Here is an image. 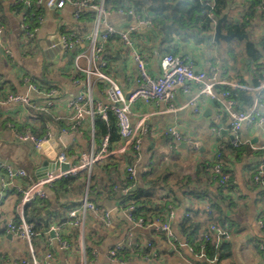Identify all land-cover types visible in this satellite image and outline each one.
I'll use <instances>...</instances> for the list:
<instances>
[{
  "label": "crops",
  "instance_id": "crops-1",
  "mask_svg": "<svg viewBox=\"0 0 264 264\" xmlns=\"http://www.w3.org/2000/svg\"><path fill=\"white\" fill-rule=\"evenodd\" d=\"M19 1L0 0V264L21 260L27 264H264V192L252 178L253 171L264 160V155L249 152L235 156L227 150L223 153L234 184L230 190L233 201L225 209L228 239L211 231L213 223L205 209L208 204L206 199L175 185L179 177L194 175L197 164L202 160L214 159L219 146L231 142L230 118L228 113L222 111L225 98L219 93L217 99L199 96V112L195 113L191 106L186 105L198 93V86L194 84L188 92L182 88L175 90L171 101L177 108L175 111H169L165 101L136 100L130 108V122L133 126L140 118H145V130L141 132L139 149L131 164L135 171L133 187L135 184H145V174L149 178L168 176L167 184L158 185L154 197L157 204L166 197V201H169L167 204L171 203L174 208L172 241L152 224L154 218L163 215L166 208L158 215L143 213L144 217L149 216V221L141 226L127 218L120 203L121 192L117 190L120 185L118 180L126 177L128 167L122 160L116 171L112 169L110 173V180L116 182L112 191L98 186L94 192H90L88 176L92 171L98 172L99 176L104 175L100 167L107 158L96 163L90 172L68 175L80 174L65 188L55 191L53 184L57 181L45 187L46 198L33 201L47 202L48 206L42 216L49 226L34 229L36 235L30 241L12 234L6 227L19 213L21 189L37 180L35 171L44 160L58 162L57 156L62 153L66 157L64 162L72 167L79 162L81 154L88 155L97 151L100 138L104 135L95 134L94 119L98 114L91 116L86 113L77 123L72 119L73 112L67 106L70 99L87 91L89 80L93 100L97 103L106 102L107 84L93 74L88 75L89 70L100 68L104 73V69H107L108 75L120 85L124 94L129 95L135 90L138 77L133 52L145 55L147 71L153 76L161 72L162 56L174 53L184 57L198 70L208 71L212 64L216 65L217 77L225 80L230 89L237 88L246 92L250 99L246 103L237 98L235 109L250 108L257 95L255 88L260 83L259 64L264 55V16L261 14V5L255 6V14L242 33L247 38L215 40L214 25L219 17L213 21L210 40L197 42L176 34L164 44H160L153 23L146 25L136 17L119 13L118 10H105L99 28L104 29V25L109 24L116 33L95 57L91 55L90 42L95 20L87 21L82 15L75 19L74 12L79 9L77 5L67 2L61 8H48L43 1L36 0L42 6V14L32 36L27 37L23 28V25L27 26L24 17L14 10ZM247 6L236 0L228 12L223 14L226 22L247 20V17L243 18ZM87 9H82V13ZM151 16L143 14L141 17L152 19ZM129 26L135 29L129 34L130 42L126 43L119 33ZM222 26V33H229ZM71 33L75 34L78 41L72 48H65L63 38ZM247 40L253 45L256 60L246 49ZM101 61L105 63L102 66ZM38 82L46 85L43 89H37L54 90L52 105L44 112L48 116L47 120L25 104L5 100L7 93H15L42 104L47 97L30 88V84ZM261 112L264 115V92ZM171 127L180 133L183 140L176 141L166 133ZM28 131L38 137L50 132L51 137L45 142L48 144L47 149L42 147L37 150L31 143L21 142L15 135L16 132ZM238 137L253 151L264 152L263 127L245 124ZM189 139L199 142V146L193 147ZM120 144L119 139L111 143V147ZM2 165L23 169L27 176H16L9 180L6 178L5 166ZM57 170L61 169L57 167L50 171ZM198 176L199 181L195 183L197 189L216 192L215 183H211L203 173ZM190 187H194L192 182ZM85 196L96 206V211L79 210ZM66 202L75 205L65 211ZM73 209L78 210L82 224H75L74 218L69 216ZM105 215L109 220L108 225L105 223ZM62 217L66 219L62 220ZM188 219H191L192 228L183 234L180 224ZM36 223L34 221L30 224L34 228ZM76 230L77 236L74 235ZM202 234L211 236L217 245L227 240L230 248L223 251L222 256L217 254L214 259H209L202 248L198 252L193 248ZM261 245L263 249H260ZM120 246L123 248L119 251H125L124 254L120 258L116 255L113 259L110 251Z\"/></svg>",
  "mask_w": 264,
  "mask_h": 264
},
{
  "label": "built area",
  "instance_id": "built-area-1",
  "mask_svg": "<svg viewBox=\"0 0 264 264\" xmlns=\"http://www.w3.org/2000/svg\"><path fill=\"white\" fill-rule=\"evenodd\" d=\"M43 1L45 6L48 8H61L67 2H72L74 5H77L79 9L74 12V18L78 19L82 14V9L88 8L96 12L95 17V27L90 35L91 42V55L97 57L104 49L105 43L113 34L116 33L114 27L109 24L104 25V29H100V23L102 17H104L106 11L103 7V0H99L98 3L95 0H38ZM26 6L29 5V0H23ZM210 6L213 7V0H210ZM119 13H126L128 15L134 16L139 19L140 23L146 25H152V21L149 18H142L138 15L134 9L129 8L128 10L118 9ZM212 17V14H209ZM24 33L27 37L32 36V32H29L26 25H23ZM135 29L134 26H129L124 32L119 33L120 37L126 43L130 42L129 34ZM78 41L75 34H68L63 38L62 44L65 48H72L75 43ZM9 53L8 51H6ZM78 57H76L75 61ZM133 59L136 64L138 77L137 85L135 90L129 95H125L120 85L114 81V79L103 73L100 68H96L93 71L89 70L88 75L93 74L98 80L104 81L106 85L105 89V98L106 102L100 103L95 102L91 96L90 89L91 83L90 80L87 82V91L80 92L73 99H70L67 103V106L73 112L72 119L77 123L80 121L84 114H98L103 120L108 123V113L111 112L115 118V127L117 129V134L121 140V144L118 147H111L110 137L108 134H104L100 138V143L97 151H92L90 154H81L79 157V162L72 166L68 167L66 170H57V171H48L46 176L42 180H35L31 182L27 187L21 189V202L19 207V213L17 218L11 220L7 223V231L12 234L22 237L30 241L35 235V230L33 225L28 223L23 216V209L25 204L33 200H43L46 198L45 187L51 185L52 183L67 177L70 174H77L81 171L90 172L92 167L103 161L105 158L112 154H119L124 151H133L137 152L140 145V135L141 132L145 130V118H140L138 123L133 126L130 122V108L134 101L142 100L144 102L148 101H165L168 103V110L175 111L177 108L171 103L174 97V92L177 88H182L184 92H188L192 84L198 86V93L194 95L186 105H189L193 108V111L199 112L197 107V97L206 96L210 99H217L218 93L225 98L224 103L222 104V111L228 113L230 118V130H231V143L233 145L241 144V140L238 137V133L243 127V125H256L264 128V115L261 112V107L263 105V92H264V55L260 60L259 72H260V83L255 88L257 95L255 96L252 106L246 110H236L235 109V100L231 98V93L229 90H226L222 87H229V84L222 79L217 77L218 68L216 65H211L208 71L198 70L193 67L192 63L185 60L184 57L179 56L174 53H167L162 56L160 60V69L161 72L157 76L151 75L146 68V57L141 52H133ZM104 61H101V66L104 65ZM235 86V85H234ZM233 86V87H234ZM231 87V86H230ZM30 88L38 93H42L47 100L42 104L31 101L27 96L7 93L5 100L7 102H18L27 105L33 111H48V108L52 105L51 98L53 97L54 90H39L37 89L36 84H30ZM222 88V89H221ZM235 88V87H234ZM217 89H220L219 91ZM219 116V115H218ZM166 133L171 135L174 140L180 141L183 140L180 133L175 128H168ZM16 137L21 142H28L33 145L37 150L42 148V144L48 142L51 133L47 132L45 135L38 137L31 132L18 133L16 132ZM190 144L197 148L199 142L195 140H190ZM215 158L217 162L212 167V172L216 177L215 184L217 186L225 187L230 178V174L223 170L221 154L216 152ZM59 163H63L66 160L64 154L57 156ZM1 165V163H0ZM5 166L6 178L11 180L16 176L26 177L27 174L23 169H13L8 165ZM126 177L129 180H135V171L133 166L128 165L126 168ZM253 181L258 185L264 187V160L260 162L257 166L256 172L253 174ZM131 186H117V190L121 192V195H126ZM205 209L210 212L209 205H205ZM81 211L85 212L86 210L96 211V206L90 202L87 196L84 197L82 204L80 205ZM134 206L132 204L124 207V211L129 220H133L137 225H144L149 221L148 217H144L143 214L134 217L133 214ZM78 210H71L69 216L74 218V223L79 225L82 224V220L78 217ZM175 212L171 203L167 204L166 211L163 212V215L160 217H155L153 226L162 232L167 239L170 241L174 238L173 229L171 228V221L174 218ZM148 218V219H147ZM105 223L109 224L107 215H105ZM150 224V223H149ZM211 231H214L218 236H221L225 239L229 238V233L226 228L211 224ZM205 239L209 238V235H204ZM129 244V243H128ZM123 247L112 249L110 251L111 257L114 259L117 255V252ZM260 249H263V246H260ZM12 264H27L25 260L14 262ZM36 264V262H34Z\"/></svg>",
  "mask_w": 264,
  "mask_h": 264
},
{
  "label": "trees",
  "instance_id": "trees-1",
  "mask_svg": "<svg viewBox=\"0 0 264 264\" xmlns=\"http://www.w3.org/2000/svg\"><path fill=\"white\" fill-rule=\"evenodd\" d=\"M210 0H103V7L105 10H128L129 8H134L135 12L139 15L147 14L152 15V23L156 28V34L159 38L160 44H164L170 40L173 35H183L184 37H190L197 42H203L211 39V29L214 20H217L224 13L228 12L230 5L234 4L236 0H213V7L208 3ZM241 5H248L245 14L247 20L242 19L239 23L223 22L222 28L227 32L232 33L236 32L242 34L245 32V29L248 27L249 20L255 14V6L261 5L260 10L261 14L264 16V0H240ZM96 3L99 0H95ZM240 4V3H239ZM14 10L18 14H22L24 17V22L27 24V29L29 32H32L38 24L39 16L42 14V6L36 3V0H32L31 4L26 6L23 0L17 2L14 6ZM212 14V17L209 16ZM85 20L93 21L96 17V12L90 9L85 10L82 14ZM115 34H113L114 36ZM110 38V37H109ZM248 41V40H247ZM246 49L249 55L256 60L257 55L254 51L253 45L250 41L246 42ZM105 74H109L107 69H104ZM35 81L34 79H32ZM39 89H43L46 85L44 82L36 83ZM226 90H229L231 93V98L237 100L239 98L243 102L250 101L249 97L246 95V92L239 89H230L229 87H222ZM221 88V89H222ZM45 120L48 119V116L43 111H37ZM108 123H106L99 115L95 116L94 126L95 134H105L108 133L110 136V142L116 143L119 140L117 134V129L115 127V118L111 112L108 113ZM118 146V145H115ZM230 151L235 154V156L241 155L243 153H258L259 155H264V152L253 151L249 145L241 143L239 145H233L230 141L225 143L223 146H219L217 152L221 154L223 170L229 173V170L226 166L224 151ZM136 158V153L133 151H124L119 154H112L107 157L104 161L103 166L100 167L104 175L99 176L98 172H90L88 176V188L90 192H94L95 188L101 186L106 188L107 191H112L111 188L116 184L113 180L111 181V170L118 168L119 161L125 162L126 165H131ZM110 160V161H109ZM109 161V162H108ZM217 162V159L211 160H202L197 164L194 175H185L183 178L175 182V185L178 188L188 189L189 193L198 195L206 199L208 202L210 212H208V217L213 224L222 226L229 230L228 228V217L226 215L227 208L230 207L233 199L230 195V190L233 189L234 184L232 181V175L228 180V183L225 187L217 186L216 192L211 193L204 190H199L195 187V183H198L199 174L203 173L207 176L211 183L216 182V177L212 172V167ZM256 172V170L253 171ZM80 175V174H79ZM77 176H67L56 183L53 189L58 191L62 188L67 187L73 180L79 177ZM85 176V175H84ZM253 176V175H252ZM168 176L162 175L154 178H149L148 174H145L143 177V186H138L135 184L133 187L134 180H129L127 177H124L122 180H118L119 184L122 187L131 186L126 195H120V203L123 207H126L129 204L134 206L133 214L134 217L144 214L158 215L165 208L169 201H166V197L162 198V202L157 204L155 202L156 198L154 197L155 189L160 184H167ZM191 182L194 187H190ZM261 190L264 192V187L260 186ZM75 204L66 202L64 204V210L69 211L71 206ZM46 201H30L24 206L23 214L24 218L28 223L37 222L34 226V229H38L41 226L48 227L49 223L44 220L45 208H47ZM37 219V220H35ZM65 220V217L61 218ZM191 219L185 220L180 224V229L183 234H187L192 228L190 225ZM43 224V225H41ZM206 231V230H205ZM74 235L77 236V230L74 232ZM221 244H216L211 236L208 239H205L204 235L200 236L198 243L193 247L195 251H199L202 248L203 253L209 259H214L218 254L219 257L222 256L223 251L230 248V244L227 240H222ZM125 251H119L117 256L120 258L121 254H124Z\"/></svg>",
  "mask_w": 264,
  "mask_h": 264
},
{
  "label": "water",
  "instance_id": "water-1",
  "mask_svg": "<svg viewBox=\"0 0 264 264\" xmlns=\"http://www.w3.org/2000/svg\"><path fill=\"white\" fill-rule=\"evenodd\" d=\"M226 19V16L223 15L221 16L215 23L214 25V39L218 40V39H224L226 41H229L233 38H238V39H242V38H247V35L244 33L242 35L236 33V32H232V33H222L221 31V26L223 21ZM232 138V136H231ZM42 147L44 149H47L48 144L47 143H43ZM59 167L61 170H66L69 167L68 163H58L57 161L55 162H51L48 160H44L41 164V166L36 169L35 173H36V177L37 180H42L45 178L46 173L54 168ZM51 233L53 234V231H51Z\"/></svg>",
  "mask_w": 264,
  "mask_h": 264
}]
</instances>
